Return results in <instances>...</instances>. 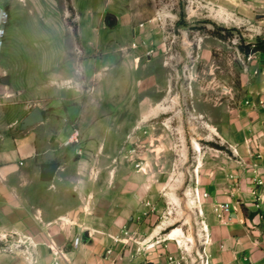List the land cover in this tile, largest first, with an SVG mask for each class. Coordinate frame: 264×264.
<instances>
[{
	"label": "rangeland",
	"instance_id": "rangeland-1",
	"mask_svg": "<svg viewBox=\"0 0 264 264\" xmlns=\"http://www.w3.org/2000/svg\"><path fill=\"white\" fill-rule=\"evenodd\" d=\"M24 1L0 0L7 23L13 24L14 15L23 17L18 4ZM61 3L65 24L77 36L75 52L87 55L84 67L91 73L89 88L77 90L71 103L91 99L107 114L76 119L81 128L77 154L56 144L61 154L53 160L75 167L66 170L64 181L55 183L60 167L50 181L42 180L38 164L19 174L18 188L23 190L24 178L32 179L37 200L45 193L49 202L94 215L102 210L108 172L118 178L134 170L144 176L141 182L129 177L127 183L136 185L129 199L140 196L143 209L128 210L125 224L142 227L144 236L152 234L159 242L147 251L149 262L171 254L184 257L183 264H211L205 248L223 236L224 224L210 191L202 196L201 176L206 167L220 171L221 161L242 175L252 160L249 152L264 148V0ZM107 13L118 16L115 28L104 25ZM138 101L145 105L137 106ZM54 220L37 218L42 225ZM47 232L55 240L66 237L59 228L43 231L46 237ZM3 248L0 242L1 254L27 264L22 253ZM43 248L36 251L39 264H45Z\"/></svg>",
	"mask_w": 264,
	"mask_h": 264
},
{
	"label": "crops",
	"instance_id": "crops-1",
	"mask_svg": "<svg viewBox=\"0 0 264 264\" xmlns=\"http://www.w3.org/2000/svg\"><path fill=\"white\" fill-rule=\"evenodd\" d=\"M18 5L25 12L23 17L14 15L13 24L10 21L3 27L4 35L0 39V233H26L38 243L56 241L60 248L67 250L78 233L88 232L92 236H88L78 251L72 248L68 256L78 264H96L110 243L107 235H118L126 225L128 210L143 209L140 196L133 194L130 201L129 193L136 185L127 181L135 176L141 182L144 174L133 170L117 178L115 171L108 172L99 201L102 210L86 216L79 214V209L70 210L60 203L49 202L45 193L37 200L30 188L32 179L24 178L23 190L18 188L19 174L24 170L30 172L38 164L41 167L44 163H57L53 159L61 151L57 152L56 144L64 147L62 142L71 128H78V121H89L96 116L94 113L107 114L102 110L103 104L95 106L91 99L71 103L77 90L89 88L91 73L84 67L87 55L81 57L75 52L77 36L65 24L61 0H25ZM78 35L86 52L88 47L80 28ZM4 77L8 78V84L1 82ZM136 105L145 103L138 101ZM34 107L41 110L44 121L22 129L23 119ZM68 120L71 122L65 124ZM78 129L81 134V128ZM64 149L69 154L72 151L77 154L81 148L72 144ZM249 154L252 160L246 168L242 167V175L237 174L231 163L223 165L221 161L216 162L220 171L208 172L206 167L201 176L202 194L210 191L217 204L229 203L236 208L229 217L221 218L223 236L214 238L205 248L211 264H264V218L258 217L253 194L255 191L263 199L260 208L264 212V185L257 186L254 182L257 175L264 181V148ZM59 167L61 172L55 183L64 181L66 170L75 168L64 163ZM106 192L108 196L104 195ZM130 202L140 205L132 206ZM48 216L56 220L44 225L43 221H37ZM128 226L138 227L132 223ZM50 228L63 230L66 237L55 240L57 237L53 239L48 232L44 236L43 231ZM48 258L44 255L45 263ZM164 258L159 255L155 264L163 263ZM0 264H15V261L0 253Z\"/></svg>",
	"mask_w": 264,
	"mask_h": 264
},
{
	"label": "built area",
	"instance_id": "built-area-1",
	"mask_svg": "<svg viewBox=\"0 0 264 264\" xmlns=\"http://www.w3.org/2000/svg\"><path fill=\"white\" fill-rule=\"evenodd\" d=\"M7 21V13L0 10V39L4 35L3 27L6 25ZM262 106L264 107V103ZM79 139V129L73 127L62 144L64 147H68L72 144H78ZM234 154H238L236 150H234ZM254 182L257 186L264 185V181L259 175L254 178ZM196 194L200 197L198 189L196 190ZM253 194L255 195L257 209L259 210V213H257L258 217L262 220L264 218V212L261 211L260 204L263 199L260 195H257L255 191H253ZM202 196L207 197L208 194L204 193ZM235 210V206L229 203L217 204L215 207V212L220 218L224 216L229 217L231 212ZM89 236L91 237L92 235ZM107 237L110 239V243L104 249L100 262L96 264H153L149 262L148 259V256L152 254L151 252L147 253V251L156 248V244L159 242H153L154 237L152 234L144 236V233L141 232L138 227L131 228L124 225L118 235H107ZM0 242L4 245V251L14 254L17 252L22 253L25 256L27 264H39L36 251H38L40 246L46 248L47 256H49L45 264H78L75 259L68 256V254L71 252L72 248L78 251L83 244V239L81 235L74 237L70 243V249L64 250L54 242H50L49 244L38 243L31 236L11 231L8 233H0ZM184 259V257H176L168 254L165 256L164 262L158 264H183Z\"/></svg>",
	"mask_w": 264,
	"mask_h": 264
},
{
	"label": "water",
	"instance_id": "water-1",
	"mask_svg": "<svg viewBox=\"0 0 264 264\" xmlns=\"http://www.w3.org/2000/svg\"><path fill=\"white\" fill-rule=\"evenodd\" d=\"M118 17L113 14V13H107L104 16V20L103 23L105 26H107L108 28H113L118 24ZM2 83L4 84H8L9 80L7 77H4L1 80ZM44 121V117L43 114L41 112V110L38 107H34L32 109V111L23 119L22 123H21V128L22 129H27L30 128L36 124L42 123ZM263 130H264V123H263ZM59 168V163H44L41 165L40 169H41V178L44 181H50L52 179V177L54 176V174L56 173V171ZM89 236L88 232H84L82 237L84 239V241H87Z\"/></svg>",
	"mask_w": 264,
	"mask_h": 264
},
{
	"label": "trees",
	"instance_id": "trees-1",
	"mask_svg": "<svg viewBox=\"0 0 264 264\" xmlns=\"http://www.w3.org/2000/svg\"><path fill=\"white\" fill-rule=\"evenodd\" d=\"M261 50L264 51V47H261Z\"/></svg>",
	"mask_w": 264,
	"mask_h": 264
}]
</instances>
